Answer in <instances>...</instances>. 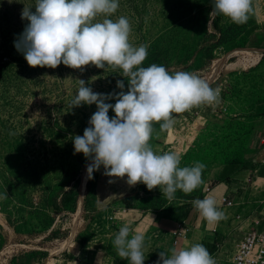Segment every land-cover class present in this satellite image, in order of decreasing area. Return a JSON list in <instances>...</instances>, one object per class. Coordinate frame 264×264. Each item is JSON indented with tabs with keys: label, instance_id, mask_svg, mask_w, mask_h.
<instances>
[{
	"label": "rangeland",
	"instance_id": "374dc122",
	"mask_svg": "<svg viewBox=\"0 0 264 264\" xmlns=\"http://www.w3.org/2000/svg\"><path fill=\"white\" fill-rule=\"evenodd\" d=\"M213 6V0H119L117 12L109 17L129 19L130 43L149 45L146 60L157 51L170 72L198 69L197 74L209 84L217 83L219 78L228 87L224 91L222 88L220 101H230L229 119L199 105L191 113H177L179 117L174 116L178 118L169 130V140L174 131L181 136L172 148L181 158L180 167L193 166L195 162L206 166L203 183L190 193L178 190L173 200L163 193L151 194L142 196L138 204L142 217L154 214L157 222L176 228L185 220L182 214L192 209V202L207 185L217 188L237 182L232 179L241 173L248 139L245 127L238 124L243 123L240 112H250L249 105L258 102L260 95L264 97V80L261 85L258 80L264 69L261 74L255 70L246 72L256 65V50H248L245 45L246 38L264 18V0H253L254 12L242 25L222 15L209 17ZM24 7L35 11V0H0V264H10L12 256L22 250H44L55 258L70 250L81 235L85 239L83 217L96 213L86 209V166L91 161L75 153L72 137L83 136L97 108L95 104L73 108L72 100L79 88L78 79L102 94L118 93L117 81L122 80L127 91L128 77L112 66L99 69L89 65L82 71L63 64L55 69L30 67L14 47L27 24L21 19ZM209 19L212 24L208 28ZM209 54L217 64L207 70L203 64ZM234 69L235 73H227ZM113 116L110 110L109 117ZM72 173L79 175L77 205L73 213L56 215L51 212V199L61 185L71 181ZM245 189L238 191L243 193ZM127 210V214L121 213L126 219ZM47 213L53 223L48 231L41 232ZM64 216L62 232L55 236L54 230ZM243 236L242 232L216 236L214 244L207 247L216 264H230L235 245ZM149 246L145 242V258L159 259L161 251Z\"/></svg>",
	"mask_w": 264,
	"mask_h": 264
},
{
	"label": "clouds",
	"instance_id": "9594fccd",
	"mask_svg": "<svg viewBox=\"0 0 264 264\" xmlns=\"http://www.w3.org/2000/svg\"><path fill=\"white\" fill-rule=\"evenodd\" d=\"M213 5L209 17L222 15L241 25L254 12L253 0H213ZM118 8L119 0H35V11L24 7L21 13L27 24L14 47L32 68L55 69L63 64L81 71L89 65L121 69L128 77L127 91L122 80L117 81L118 93L102 94L78 79L73 108L95 104L97 111L88 121L83 136L72 137L74 151L91 161L86 166L89 180L103 167L104 175L127 177L129 185L142 183L149 191L162 186L166 198L173 200L178 190L190 193L203 183L206 166L195 162L193 166L180 167L181 158L175 151L155 152L150 144L153 124L160 123L161 129L171 130L175 123L173 113L219 103L221 89L212 88L194 72H170L157 64L141 66L149 45L130 43L132 28L127 17L109 18ZM211 24L209 19L208 28ZM111 100L116 102L108 103ZM110 110L114 113L111 118ZM192 203L210 223L224 218L212 195ZM113 245L129 264H144L145 236L129 224L120 227ZM156 264H216V261L206 247L195 243L173 247L170 255L160 252Z\"/></svg>",
	"mask_w": 264,
	"mask_h": 264
},
{
	"label": "crops",
	"instance_id": "0c3cea01",
	"mask_svg": "<svg viewBox=\"0 0 264 264\" xmlns=\"http://www.w3.org/2000/svg\"><path fill=\"white\" fill-rule=\"evenodd\" d=\"M258 24L259 27L246 38L245 45L249 46L248 50L264 49V18H262ZM254 56L256 59V63L262 58V56H260L256 52ZM263 69L264 61L257 66V68L255 69V73L261 74ZM218 79L217 83L214 82L213 84H211L212 86H210H217L221 89L223 88V91L224 88H228L227 86H225L224 79ZM258 80L260 81L261 85V80H264V73L262 77H258ZM258 100V102H252L249 105V108H251L250 112H240V115L242 116L241 119L244 123H250L252 131L250 134H248L247 145L244 149V164H241V173L239 174V177L232 179L236 180L237 182L233 183L232 181V183H224L223 185L214 188L212 194H210L216 199L217 205L219 202V198L223 194L229 195L232 198L236 197L246 204L245 206L240 207V210L234 209L228 213L227 218L220 224L216 233L219 236L220 234L225 235L226 233H232L234 235L235 232H242L244 234V232L248 229L250 222H239L238 220H236V216L240 213V211H255L259 202L264 199L263 94L260 95V98ZM229 102L230 101L225 98L220 105L228 109V111L226 112L228 114H226L225 112L223 114L218 113L220 118H224V120H227L230 116H232V113H230ZM203 106L210 109L212 114H215L213 112L214 104H204ZM194 109L195 106H193L190 110H187V112L191 113ZM177 115L178 114L176 113L173 115V117ZM158 129L167 132L168 136L170 135L169 130H163L161 129V126H159ZM180 140V134L177 131H174L170 136L169 141H171V143L168 142L166 146H162L155 142H150V144L155 152L163 153L168 152L169 150L172 151V148H174V146H176L180 142ZM249 175L250 178H248ZM248 181L251 182L250 186L245 189V184ZM161 187H157L149 191L147 187L142 183L130 185L129 196H126V198H123L122 200L115 202L109 207L96 212L94 214L95 219L88 230L89 233L93 234V237L87 242L86 245L82 247L77 248L76 246H73L71 252L75 256V260L68 261L66 264H113V257L111 250L109 249V243L111 238L125 223L129 224L134 231L144 234L145 242L151 245L149 246L150 248L165 252L166 254L170 255V250L174 247L173 242L176 227L168 223L157 222V215L154 214H149L145 217H142L144 214L142 215L141 210L138 208V204L140 203L142 196L162 194L163 192L161 191ZM239 188L243 191L245 189V192H239ZM124 207H127L129 209L128 219L122 217L121 209ZM184 221L189 227L188 237L187 239H182L179 242L177 248L186 247L190 244L195 243H200L207 248L209 244H214L217 235L214 234L213 229L216 222H208L204 217L201 216L199 212L193 210V207L191 210H189ZM224 222L227 223V229ZM208 249L209 248H207V250ZM100 253H103L102 256L99 255ZM211 255L213 254L211 253ZM145 259L146 262H144V264H156L157 262V260L154 259L153 261L150 260L149 257ZM45 264H48V262H46Z\"/></svg>",
	"mask_w": 264,
	"mask_h": 264
},
{
	"label": "trees",
	"instance_id": "16d2710c",
	"mask_svg": "<svg viewBox=\"0 0 264 264\" xmlns=\"http://www.w3.org/2000/svg\"><path fill=\"white\" fill-rule=\"evenodd\" d=\"M235 38V37H234ZM220 43L218 44V46ZM256 53L262 56V58L257 61L256 65L252 68H248L246 72H252L255 68L264 61V49H255ZM159 53L155 51L153 55L148 58L141 66L148 67L152 64L163 65L168 67V63L165 59L158 55ZM217 64V60L212 54H209L204 61L203 67L207 70H210L213 66ZM237 69L227 71V73L233 74ZM243 70V69H242ZM241 70V72H242ZM188 72L198 73V69H189ZM221 70L219 71V73ZM219 74L216 75V78ZM216 80V79H215ZM126 88L128 87V81ZM213 84V82H212ZM212 86V85H211ZM162 123V122H161ZM245 127L244 134H250L252 131L250 123H238ZM160 123L153 124V134L150 142H155L162 146H166L169 141V136L167 132L159 130L158 127ZM75 177V178H73ZM93 179L89 180L87 183V193H86V209H90L91 213L98 212L102 209L109 207L110 205L114 204L115 202L126 198L129 196L130 192V185L126 181V177L124 178H114L108 177L104 175L103 167L100 168L99 171L93 174ZM70 182H66L60 186L59 190L54 195V200H52V209L51 212L59 215L61 213H73V209L76 207L78 202V180L79 175L78 173H72L70 176ZM109 180H112V183H109ZM143 190V189H142ZM202 194V193H201ZM179 198V197H177ZM191 210V209H190ZM87 211V210H86ZM189 210H187L182 216L186 217ZM67 216V215H65ZM65 216L62 217L54 230V235H60L62 232V228L64 226ZM84 230H86L85 239H81L83 235L79 238L80 241H75L71 244L70 250H67L64 254L57 256L55 258H51L48 261V264H66L68 261L75 260V256L72 254L71 249L73 246L82 247L87 244V242L93 237V234L89 233V228L94 221L95 217L91 215L90 217L84 215ZM53 223V219L51 218L50 214H45V220L41 227V232L48 231L50 226ZM119 231V230H118ZM117 231V232H118ZM115 235L111 238L109 243V249L111 250L112 257H113V264H129V261L126 259H122L116 252V249L113 245ZM1 250V246H0ZM159 254V253H158ZM49 259L48 251L44 250H22L19 251L16 255H13L10 261V264H45ZM158 260V258L156 259Z\"/></svg>",
	"mask_w": 264,
	"mask_h": 264
},
{
	"label": "built area",
	"instance_id": "2783aa9c",
	"mask_svg": "<svg viewBox=\"0 0 264 264\" xmlns=\"http://www.w3.org/2000/svg\"><path fill=\"white\" fill-rule=\"evenodd\" d=\"M221 89V88H220ZM222 98V89L220 92V99ZM222 103L214 104L213 112L226 113L228 109L224 106H220ZM213 187L207 185L201 196L198 199H203L206 196L212 194ZM246 204L243 201H240L238 198L230 197L229 195H221L217 207L219 210L224 212V218L216 222L213 229L214 233H217L220 224L225 221L228 213L231 210L239 209L240 207L245 206ZM193 210L199 212L193 205ZM122 214H127V208L121 209ZM236 220L239 222L250 221L248 229L244 232V236L237 242L235 245V251L232 254L230 259V264H264V199L259 202L255 211L242 212L236 216ZM189 233V227L186 225V222L179 223L177 225L176 231L174 233V247H177L179 242L182 239H187Z\"/></svg>",
	"mask_w": 264,
	"mask_h": 264
},
{
	"label": "water",
	"instance_id": "95a60500",
	"mask_svg": "<svg viewBox=\"0 0 264 264\" xmlns=\"http://www.w3.org/2000/svg\"><path fill=\"white\" fill-rule=\"evenodd\" d=\"M212 84V83H211ZM210 84V85H211ZM201 106H203V105H201ZM174 120L176 121L177 120V117H174ZM51 259V257H49V259L47 260V262L49 261Z\"/></svg>",
	"mask_w": 264,
	"mask_h": 264
}]
</instances>
